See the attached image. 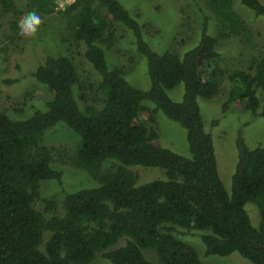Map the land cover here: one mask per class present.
I'll list each match as a JSON object with an SVG mask.
<instances>
[{"label": "trees", "instance_id": "obj_1", "mask_svg": "<svg viewBox=\"0 0 264 264\" xmlns=\"http://www.w3.org/2000/svg\"><path fill=\"white\" fill-rule=\"evenodd\" d=\"M57 1L25 0L24 9L16 0H0V27L10 14L15 32L29 12L41 21L55 12L68 18L66 38L83 48L97 78L83 80L72 55L48 56L32 74L51 93L46 109L20 119L0 109V264H91L99 256L113 264H155L147 250H155L161 264H203L198 250L180 238L192 231L202 232L206 256L238 252L264 264V146L249 147L239 133L229 192L199 104V98L221 93L228 80L224 112L260 109L264 52L244 69L226 70L218 62L220 39L252 34L234 0H203L218 34L206 20L195 46L180 53L155 51L143 33L153 25L139 22L120 0H100L106 14L92 0L65 8ZM240 1L264 17V1ZM113 21L135 35L131 43L148 61L149 88L132 84L123 66H109L100 42L107 31L112 34ZM181 83L184 95L175 101L169 90ZM160 111L186 129L190 155L158 143ZM59 122L79 136L73 146L45 144ZM57 162L86 170L97 186L66 190L61 205L49 199L39 209L42 182L63 185ZM132 166L159 167L165 176L139 183ZM249 202L259 208L258 227L246 209Z\"/></svg>", "mask_w": 264, "mask_h": 264}, {"label": "rangeland", "instance_id": "obj_2", "mask_svg": "<svg viewBox=\"0 0 264 264\" xmlns=\"http://www.w3.org/2000/svg\"><path fill=\"white\" fill-rule=\"evenodd\" d=\"M25 9V0H16ZM93 6L106 14L107 10L100 0H92ZM133 16L142 24L150 23L153 28H144V36L157 52L173 50L182 52L194 47L200 39L203 25L208 21L210 32L217 36L216 19L211 9L203 0H120ZM264 1V0H262ZM60 8H65L71 2L58 0ZM234 9L242 16L251 30L250 38L237 36L220 39L218 49L221 52L219 65L226 70L248 68L253 60L264 52V17L257 16L254 11L243 5L240 0H234ZM13 16L3 15L0 27V109L6 110L13 118H27L36 110H45L51 93L46 86L36 81L32 74L45 62L48 56L60 54L72 55L80 65V77L85 81L97 80L84 57L82 47L66 38L69 19L57 12L46 16L38 26L35 36L24 37L20 30L11 28ZM112 34L105 35L100 42L106 52L110 67L123 66L129 81L137 87L147 89L150 86L147 58L131 43L135 38L129 34L128 28L119 21H113ZM111 36V37H110ZM137 45V44H136ZM129 78V77H127ZM229 89V81L224 82L221 93L211 99L199 98L206 129L214 137L218 168L221 178L229 192L232 187V177L236 169L238 151L236 139L240 132L249 147L264 146V94L257 114L251 111L230 108L222 109ZM185 86L183 83L169 90L175 101L183 98ZM77 87L76 95H79ZM215 120H219L213 125ZM156 128L159 133L158 143L169 147L178 153L190 155L187 132L180 123L169 119L163 112H158ZM75 133L65 123L59 122L48 130L45 144L48 146L66 145L71 147L76 143ZM79 137V136H78ZM64 172L63 185L55 179L44 180L41 185V199L37 203L39 209L46 205L45 200L53 199L62 204L65 191H74L81 187H92L94 179L84 169L70 167L57 162L55 164ZM137 172L139 183L153 179L164 178L165 171L159 167L132 166ZM66 186V187H65ZM252 223L258 227L260 211L255 203L246 204ZM60 214V210L48 216ZM202 232L192 231L182 233L180 238L192 244L199 252L203 264H254L238 252L229 256L205 254V245L201 239ZM146 256L155 264H161L155 250L145 251ZM91 264H113L103 257H97Z\"/></svg>", "mask_w": 264, "mask_h": 264}, {"label": "clouds", "instance_id": "obj_3", "mask_svg": "<svg viewBox=\"0 0 264 264\" xmlns=\"http://www.w3.org/2000/svg\"><path fill=\"white\" fill-rule=\"evenodd\" d=\"M41 22V18L36 12H29L18 24L20 35L24 37L35 36L37 28Z\"/></svg>", "mask_w": 264, "mask_h": 264}, {"label": "built area", "instance_id": "obj_4", "mask_svg": "<svg viewBox=\"0 0 264 264\" xmlns=\"http://www.w3.org/2000/svg\"><path fill=\"white\" fill-rule=\"evenodd\" d=\"M66 1H67L68 3H69V2H71V3H72V2H74L75 0H66Z\"/></svg>", "mask_w": 264, "mask_h": 264}]
</instances>
